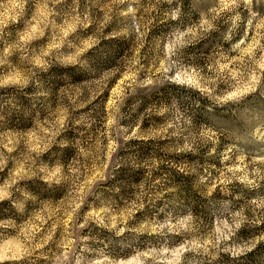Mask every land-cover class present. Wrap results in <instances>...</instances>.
Listing matches in <instances>:
<instances>
[{"label":"rangeland","instance_id":"rangeland-1","mask_svg":"<svg viewBox=\"0 0 264 264\" xmlns=\"http://www.w3.org/2000/svg\"><path fill=\"white\" fill-rule=\"evenodd\" d=\"M0 264H264V0H0Z\"/></svg>","mask_w":264,"mask_h":264}]
</instances>
